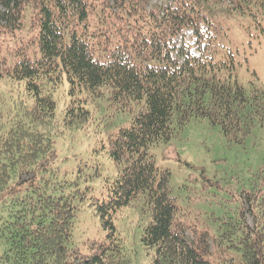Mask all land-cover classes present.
Wrapping results in <instances>:
<instances>
[{"label": "trees", "instance_id": "trees-1", "mask_svg": "<svg viewBox=\"0 0 264 264\" xmlns=\"http://www.w3.org/2000/svg\"><path fill=\"white\" fill-rule=\"evenodd\" d=\"M151 1L0 0V196L14 211L0 222V264H129L114 219L131 208L146 218L140 242L153 251L150 264H264V182L236 212L212 213L209 229L199 230L182 219L169 173L149 153L192 120L219 125L228 144H243L264 124V93L224 80L197 0L146 10ZM212 1L264 19V0ZM100 101L133 116L108 139L118 174L90 204L107 234L85 255L72 226L74 196L82 202L87 188L56 186L46 175L57 180L54 140L86 127L89 106Z\"/></svg>", "mask_w": 264, "mask_h": 264}, {"label": "rangeland", "instance_id": "rangeland-1", "mask_svg": "<svg viewBox=\"0 0 264 264\" xmlns=\"http://www.w3.org/2000/svg\"><path fill=\"white\" fill-rule=\"evenodd\" d=\"M102 1L112 7V0H99ZM170 1L152 0L146 10L155 5H169ZM197 2L214 29L209 53L217 54L215 59L221 64L222 76L226 75L224 80L246 90L264 93V19L258 14L241 12L229 3ZM27 31L29 9L24 14L22 33ZM190 36L191 33H185L187 39ZM54 97L61 102L59 96L55 94ZM89 107L92 120L86 127L66 132L54 140L57 180L51 174L46 175L56 186L67 180L81 190L87 188L82 202L79 196H74L73 203H79L80 207L72 226V242L85 255L94 242L104 240L107 234L101 229L90 204L94 198H103L118 174L109 157L108 139L119 129L129 127L133 116L132 111L122 110L110 101H100ZM149 153L155 166L169 173L168 186L182 219L191 225L194 223L199 230L209 229L212 213L224 216L236 212L245 193L264 182V124L255 126L243 144H228L219 125L213 126L207 120H192L182 129H175L168 142L149 147ZM31 178L32 175H24L20 180ZM9 200L7 195L0 196V222L14 212L7 206ZM246 220L252 225L247 213ZM145 223L146 218L135 208L122 209L114 219L116 236L123 243V258L129 264L151 262L153 251L140 242ZM193 230L197 231L189 226L190 236L194 235ZM4 249L1 237L0 255Z\"/></svg>", "mask_w": 264, "mask_h": 264}]
</instances>
